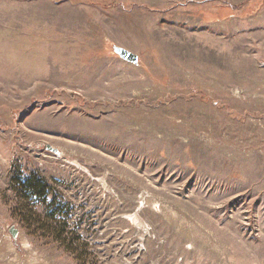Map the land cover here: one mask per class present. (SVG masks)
<instances>
[{
  "label": "rangeland",
  "instance_id": "374dc122",
  "mask_svg": "<svg viewBox=\"0 0 264 264\" xmlns=\"http://www.w3.org/2000/svg\"><path fill=\"white\" fill-rule=\"evenodd\" d=\"M0 264H264V0H0Z\"/></svg>",
  "mask_w": 264,
  "mask_h": 264
},
{
  "label": "trees",
  "instance_id": "16d2710c",
  "mask_svg": "<svg viewBox=\"0 0 264 264\" xmlns=\"http://www.w3.org/2000/svg\"><path fill=\"white\" fill-rule=\"evenodd\" d=\"M18 196L21 200L17 206L20 213V218L29 219L34 223L41 224L42 212L38 211L40 207L45 209V216L47 220L40 226L31 224L27 229L32 230V234L42 233L52 236L55 243H70L73 244L69 238L68 241L63 234H69L68 226L65 220L60 218L61 209L64 207L61 202H57L56 198L49 199L52 193V188L49 183L36 171L29 174H23L17 181L16 185ZM28 199V201H27ZM31 200L35 201V204ZM22 222V220H21Z\"/></svg>",
  "mask_w": 264,
  "mask_h": 264
},
{
  "label": "water",
  "instance_id": "95a60500",
  "mask_svg": "<svg viewBox=\"0 0 264 264\" xmlns=\"http://www.w3.org/2000/svg\"><path fill=\"white\" fill-rule=\"evenodd\" d=\"M113 51L118 57H120L124 61L130 62L133 64H137V62H138V56L136 54L132 53L131 51L127 50V49L114 46ZM46 149L50 152H53L56 155L60 154L59 150L52 148L49 145H47ZM9 232L13 238L16 237V230L13 227L10 228Z\"/></svg>",
  "mask_w": 264,
  "mask_h": 264
}]
</instances>
